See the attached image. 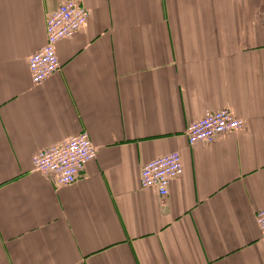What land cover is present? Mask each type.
<instances>
[{"label": "crops", "instance_id": "1", "mask_svg": "<svg viewBox=\"0 0 264 264\" xmlns=\"http://www.w3.org/2000/svg\"><path fill=\"white\" fill-rule=\"evenodd\" d=\"M65 0H0V264H264V0H79L87 25L40 84L29 58ZM232 109L239 131L190 145ZM82 131L97 147L58 186L33 156ZM179 150L169 194L143 165Z\"/></svg>", "mask_w": 264, "mask_h": 264}, {"label": "built area", "instance_id": "2", "mask_svg": "<svg viewBox=\"0 0 264 264\" xmlns=\"http://www.w3.org/2000/svg\"><path fill=\"white\" fill-rule=\"evenodd\" d=\"M91 16L90 9L79 0H65L47 19V39L41 48L29 58L32 81L40 84L61 68L58 43L73 37L84 28ZM245 120L238 118L230 108L215 110L191 122L186 135L190 145L210 143L219 136L239 131ZM97 147L90 134L82 131L33 156L34 170L53 179L58 186L75 183L85 170L87 163L96 158ZM183 171V159L179 150L151 159L143 165L141 186L156 187L161 196L169 194L171 182ZM256 222L264 237V207L256 213Z\"/></svg>", "mask_w": 264, "mask_h": 264}]
</instances>
